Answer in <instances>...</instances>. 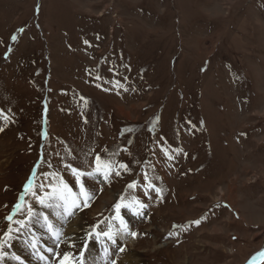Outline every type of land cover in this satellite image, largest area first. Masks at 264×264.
<instances>
[{
  "label": "rangeland",
  "instance_id": "374dc122",
  "mask_svg": "<svg viewBox=\"0 0 264 264\" xmlns=\"http://www.w3.org/2000/svg\"><path fill=\"white\" fill-rule=\"evenodd\" d=\"M0 129V264H264V0H0Z\"/></svg>",
  "mask_w": 264,
  "mask_h": 264
},
{
  "label": "bare ground",
  "instance_id": "6f19581e",
  "mask_svg": "<svg viewBox=\"0 0 264 264\" xmlns=\"http://www.w3.org/2000/svg\"><path fill=\"white\" fill-rule=\"evenodd\" d=\"M109 200V199H108ZM79 203V202H78ZM140 213V212H139ZM139 215H141V214H139ZM71 216H72V214H65L64 215V218H62L61 220V222H60V228H61V223H62V225L64 226V222L68 219V218H71ZM74 216V215H73ZM140 217V216H139ZM82 223V220L80 221V218H77V216L76 217H74L73 218V220H72V224L71 225H69V232H67V234H66V237H68L67 238V240L69 241V244H67V242H63V241H61L60 243H62L61 244V247L60 248H62V246L63 245H67L68 247H71L70 246V244H72V243H74V242H80L81 241V239L84 237V229H86V228H84V226L85 225H82L81 224ZM116 222H111V225H107V224H105V225H103V226H101V227H99L100 229H104V228H110L111 229V234H109V237H108V240H109V242H116V243H120L121 242V244L123 243V244H133V237H132V232H130V226H127V225H123V224H115ZM108 226V227H107ZM15 231H18L17 229H15ZM17 243L19 242V241H16ZM49 242V241H48ZM17 243H15V242H13V244H14V248L15 247H17ZM105 243L106 244H108V242L107 241H105ZM76 244V243H75ZM5 246V245H4ZM52 246H54V243H52ZM20 247H18L17 248V251H18V249H19ZM65 248V247H64ZM67 248V247H66ZM3 249V248H2ZM5 249V251H7L8 249H6V248H4ZM93 249V248H92ZM95 249V248H94ZM20 251V250H19ZM128 252H123V254H124V257H125V259H122V262L120 263V264H122L123 262H126V264H133V259H134V255L132 256L131 254H130V250H127ZM2 252V251H1ZM76 252V251H75ZM14 254V253H13ZM138 256V255H137ZM122 257V256H121ZM121 257L119 256V258L121 259ZM17 258V257H16ZM2 259H3V257H2ZM5 259V258H4ZM11 262V261H10ZM89 262V261H88ZM14 263V262H13ZM58 263V262H57ZM11 264V263H10ZM118 264V263H117Z\"/></svg>",
  "mask_w": 264,
  "mask_h": 264
},
{
  "label": "snow or ice",
  "instance_id": "6c2138e0",
  "mask_svg": "<svg viewBox=\"0 0 264 264\" xmlns=\"http://www.w3.org/2000/svg\"><path fill=\"white\" fill-rule=\"evenodd\" d=\"M14 39V38H13ZM0 131H3V129H0ZM96 161H97V165H98V167H97V170L99 171V162H100V157H97L96 158ZM121 167H124L123 165H121ZM72 172H73V174L76 176V180H77V183L78 184H80V178L82 177V176H84V175H92L91 173H83V172H80V171H78L77 169H75V168H73L72 169ZM108 172H105L104 173V176H105V179H107L108 178ZM119 173H117V175H118ZM130 187H133V185H130ZM64 188L69 192V193H71V189L70 188H68V186L65 184L64 185ZM81 195H83L86 199H85V202H87V200L88 199H91V197L88 195V193L87 192H85V190H84V187H83V184H81ZM73 204H75V201H73ZM121 206L122 205H120V204H117L116 205V209H117V212L119 213V210H120V208H121ZM140 207L142 208V207H144L143 205H140ZM8 219L10 220L11 219V217H8ZM121 223H123V221H121ZM197 223H199V222H197ZM49 227H51V225H49ZM132 235H136L135 233H132ZM121 251H123V249H121ZM259 255H264V252H262V253H260V254H258V256ZM65 259H67V256H65ZM256 259V257H254L253 258V260H255ZM62 264H63V262H62ZM250 264H252V262H250Z\"/></svg>",
  "mask_w": 264,
  "mask_h": 264
}]
</instances>
